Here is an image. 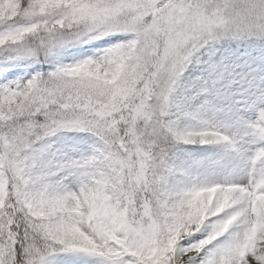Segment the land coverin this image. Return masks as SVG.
I'll list each match as a JSON object with an SVG mask.
<instances>
[{
    "label": "snow or ice",
    "instance_id": "obj_1",
    "mask_svg": "<svg viewBox=\"0 0 264 264\" xmlns=\"http://www.w3.org/2000/svg\"><path fill=\"white\" fill-rule=\"evenodd\" d=\"M0 264H264V0H0Z\"/></svg>",
    "mask_w": 264,
    "mask_h": 264
}]
</instances>
